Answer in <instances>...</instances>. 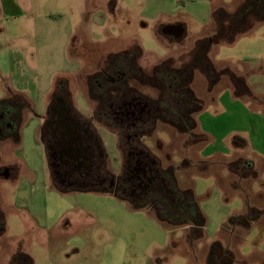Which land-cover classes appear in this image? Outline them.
I'll return each mask as SVG.
<instances>
[{
  "label": "rangeland",
  "instance_id": "374dc122",
  "mask_svg": "<svg viewBox=\"0 0 264 264\" xmlns=\"http://www.w3.org/2000/svg\"><path fill=\"white\" fill-rule=\"evenodd\" d=\"M11 1L16 4L12 13L0 14V102L19 95L18 106L26 107L22 98L29 104L37 99L41 108L61 79L60 86H70L86 116L91 105L84 88L93 82V74L108 70L111 61L143 80L130 83L143 97L155 101L161 96L160 107L173 96L157 79H164L165 68L156 66L169 62L176 69L195 68L192 90L205 105L195 118L206 128L213 122L209 116L221 114L216 102L225 86L235 88L237 73L256 84L254 94L264 91V22L243 21L242 29L253 28L232 44L214 31V12L234 14L245 0ZM260 17L264 20V9ZM167 26H181L182 37L164 35ZM173 104L167 121L174 122L178 104ZM198 106L187 104L186 110ZM34 119L31 110L24 111L19 140L5 131L0 139V264H260L264 259L255 247L262 243L257 231H249L238 247L240 255L228 262L215 254L217 244L236 253L233 216L255 205L254 193H263L264 174L250 191L244 179L216 164L226 163V153L213 158L216 162L201 159L202 142L194 145L195 140L163 122L148 128L140 143L161 167H173L174 192L192 190L206 218L203 236L197 239L198 230L162 224L151 210H135L114 195L56 191ZM96 131L112 173L120 176L124 155L117 137L103 127ZM231 138L222 144L232 154L237 150ZM245 167L231 169L243 173Z\"/></svg>",
  "mask_w": 264,
  "mask_h": 264
},
{
  "label": "flooded vegetation",
  "instance_id": "af4514ba",
  "mask_svg": "<svg viewBox=\"0 0 264 264\" xmlns=\"http://www.w3.org/2000/svg\"><path fill=\"white\" fill-rule=\"evenodd\" d=\"M145 79L150 78L143 76ZM92 83L87 82L85 98L93 105L92 117L87 121L78 120L72 114L69 105H64L65 99L71 97L70 86L58 83L53 93L54 102L51 110L55 115L47 121L44 135V146L48 153V163L52 176L53 187L62 194L68 192L97 191L100 194H115L125 197L129 202L141 204L144 201L160 195L176 215L182 209L177 205L178 199L174 192L175 183H171L162 173L163 167L150 151L140 143L144 138L141 133L159 120L157 117L165 115L164 107L158 106L159 99L152 100L143 97L130 83L139 79L131 69L121 64L116 67L112 61L108 70L91 76ZM159 83L162 79L157 78ZM56 94V95H55ZM121 99L126 106L117 108L122 117L135 120L131 127V136L128 140L133 145L127 146V172L122 171L120 176H115L109 165L108 157L97 135L94 122L112 131V101ZM124 111V112H123ZM9 107L0 109V135L9 133L16 126V121L11 118ZM129 144V143H128ZM123 170V167H122ZM177 205V206H176ZM150 210V209H149ZM2 227V222L0 228ZM1 232V229H0ZM218 259L228 261L223 251L215 247Z\"/></svg>",
  "mask_w": 264,
  "mask_h": 264
},
{
  "label": "crops",
  "instance_id": "0c3cea01",
  "mask_svg": "<svg viewBox=\"0 0 264 264\" xmlns=\"http://www.w3.org/2000/svg\"><path fill=\"white\" fill-rule=\"evenodd\" d=\"M72 3L76 5L77 1ZM15 6V2H12L11 0H6L5 2L1 0L0 14L12 13V9L15 8ZM218 44H220V42ZM236 75L239 77L243 76L239 73ZM241 79H245L243 85L235 86L234 89L232 86L224 87L225 89L222 92L220 102H216V106L221 107V114L219 116H209V119L213 120L211 125L208 124L209 128H206L205 125L197 122L199 125V132L204 136L205 139L204 143L201 144V147L199 148L200 150L198 154L200 153L201 159L211 161L214 160L213 158L224 156L226 153V156H229V159L226 160V163L222 160H220L222 162H216L215 160L213 162H216V164L221 163V165L226 166L229 169L232 175H235L240 179H244L249 186V190L252 191L253 187L257 186L256 182L259 181V176L264 174V91H262L260 94H254L253 87H255L256 84H250V82H248L247 78L245 77H241ZM60 82L61 79L58 83ZM48 101L49 102L45 103L44 106H41V108L40 104L43 103L39 100L36 99L30 102V104H32L30 110L33 112L35 118L33 123L37 122V125L40 127L39 132L37 133V138L39 139L40 137L41 139V147L44 146V129L47 127V121L52 117V115H55V113H53L51 110L52 104L54 102L53 95ZM77 103L78 101H76L75 98L71 96L67 97L65 99V103L63 104L69 105L73 116H75L78 120L88 121L92 117L93 105L89 102L91 105L90 109L88 114L84 116V114L78 109ZM203 110L199 114H201ZM94 127H103L104 129L112 132L110 129L104 126H99L96 122H94ZM114 135L117 137L116 134ZM183 135L188 136L187 134ZM211 137H215L217 139L216 144H213ZM228 137H233L231 138L232 146L237 150L238 153L236 152L231 154L229 152V148H227L225 144H222V141H224L223 139L225 138L226 140ZM152 155L154 156V154ZM251 155L253 156L252 158H250ZM46 156L48 158V153H46ZM231 166H238L237 170H240L241 168L243 169V167L246 166V171L240 173V171L235 170L234 172V168L231 169ZM262 191V195L259 193H254V195L257 196V199L255 200V205L253 207L248 208L245 211L240 210V212L233 216L234 222H232V225L234 227V234H236L237 248L242 246V243L246 241V238L251 231H257L259 235H261L260 240L262 243L260 245L256 244L255 247L258 249V252L264 256V188H262ZM2 231L3 230H1V232ZM216 246H221V244H217ZM221 249L223 251V255L227 257V260H230V256L235 258V256L240 255L239 248L236 250V253L229 250L227 251L223 247ZM244 259L246 260V257H244ZM243 263L246 264V261ZM260 264H264V259L261 260Z\"/></svg>",
  "mask_w": 264,
  "mask_h": 264
},
{
  "label": "trees",
  "instance_id": "16d2710c",
  "mask_svg": "<svg viewBox=\"0 0 264 264\" xmlns=\"http://www.w3.org/2000/svg\"><path fill=\"white\" fill-rule=\"evenodd\" d=\"M264 7V0H245L244 3L241 5V7L234 13H225L224 10H218L215 11L213 14V23H214V31L217 35H219L221 38L224 36L225 40L230 44L234 43L237 39V36H245L249 33V31L253 28V26H250L249 29L243 28L240 25L243 23V21L247 20L249 18H258L259 23H263L264 20H261L260 15L263 11ZM220 15V16H219ZM256 25V24H254ZM208 58V57H207ZM164 66V67H163ZM161 67H157L158 69L165 68L164 70H161L162 74L165 76L162 81H164L165 84H167V89L170 92V95L173 97H168V101H165L164 109L166 110V114H170L172 111V108L174 109L173 102L177 105V113H175L174 116V122L167 121L165 119V115H162L161 117H157L155 120H159L160 122H163L165 124L172 125V127L177 128L180 130L181 134H187L189 139L192 141L195 140L194 145H199L204 143L205 139L204 136L201 135V133H196L198 131V123L195 118L197 114H199L203 108L204 103L199 101L197 97L194 95L191 85H192V76L191 71L194 74L195 68H183V69H176L172 67L173 65L171 63H165ZM162 75V76H163ZM209 76V75H208ZM206 77V76H205ZM157 78L158 75H157ZM161 78V77H160ZM235 86L243 85L244 81L241 79V77L236 76L234 77ZM133 81V80H132ZM131 85V84H130ZM132 86V85H131ZM21 98L22 96L14 95L9 99L3 100L0 102V109L3 107H9L11 112L13 113L10 115L11 118H14L16 121V126L13 131H9L7 135L8 137H12L17 142L20 138V125L22 123V115L23 112L26 110L31 109V104L28 103V101L25 98L26 102L25 108H22L16 104V98ZM16 97V98H15ZM200 103V106L198 108L192 109V111L186 110V105H195ZM127 103L125 101H122L121 99H115L112 101V107H115L114 111L112 113H118V115L112 116V132L117 135L118 138V149L120 153H123V171L127 172L128 164L126 159V148L127 146L133 145V141H129L128 138L131 136V127L132 123H135L133 120H127L126 117L121 116V112L117 108L126 106ZM20 111L21 113H18ZM124 112V111H123ZM176 117V118H175ZM110 128V127H108ZM141 136L145 137L147 136L146 133H141ZM3 138V136H0V139ZM201 138V140H200ZM129 143V144H128ZM185 165V164H184ZM187 166V165H186ZM164 170L162 173L167 178L169 182L172 184H176V177H175V170L173 171V167H169L167 169L162 168ZM95 193H99L97 191H92ZM100 194V193H99ZM102 194V193H101ZM115 197H117L121 201L129 202L125 197L120 195H115L112 193ZM176 197L178 199V206L182 209V213L179 215L174 214L175 210L171 208V205L167 203L163 198H161L160 195H156L155 197L149 199L146 201V203L143 202L141 205H137L134 203L129 202L132 207L135 210H140L144 208H149L153 213L155 218L158 220V222L162 224H167L173 227L178 228H184V227H191L190 230L192 233L195 232V230H198L201 235L196 236L197 239H201L203 236L204 228L206 227V218L201 212L196 199L195 195L192 190H178L176 192ZM176 205V206H177ZM151 206V207H150Z\"/></svg>",
  "mask_w": 264,
  "mask_h": 264
},
{
  "label": "water",
  "instance_id": "95a60500",
  "mask_svg": "<svg viewBox=\"0 0 264 264\" xmlns=\"http://www.w3.org/2000/svg\"><path fill=\"white\" fill-rule=\"evenodd\" d=\"M164 35H172L176 38L182 37L184 30L181 26H167L163 29ZM1 225V219H0Z\"/></svg>",
  "mask_w": 264,
  "mask_h": 264
},
{
  "label": "built area",
  "instance_id": "2783aa9c",
  "mask_svg": "<svg viewBox=\"0 0 264 264\" xmlns=\"http://www.w3.org/2000/svg\"><path fill=\"white\" fill-rule=\"evenodd\" d=\"M147 210H149V208H147Z\"/></svg>",
  "mask_w": 264,
  "mask_h": 264
}]
</instances>
